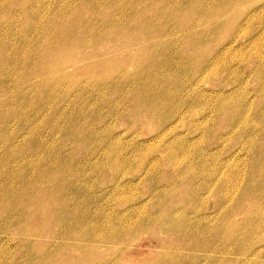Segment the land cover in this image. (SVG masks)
Here are the masks:
<instances>
[{
  "label": "rangeland",
  "instance_id": "374dc122",
  "mask_svg": "<svg viewBox=\"0 0 264 264\" xmlns=\"http://www.w3.org/2000/svg\"><path fill=\"white\" fill-rule=\"evenodd\" d=\"M0 264H264V0H0Z\"/></svg>",
  "mask_w": 264,
  "mask_h": 264
},
{
  "label": "bare ground",
  "instance_id": "6f19581e",
  "mask_svg": "<svg viewBox=\"0 0 264 264\" xmlns=\"http://www.w3.org/2000/svg\"><path fill=\"white\" fill-rule=\"evenodd\" d=\"M79 12H80V11H79ZM122 19H123V18H122ZM190 19H191V18H190ZM83 21H84V20H83ZM89 23H90V22H89ZM186 23H187V22H186ZM186 23H185V24H186ZM81 24H83V23H81V22H80V23H77V22H76V23L74 24V26H72L71 29H68L67 31L65 30L64 32L61 31V32H60V33H61V36L58 35V38L60 39V43H59L58 45H56V46L53 47V51L57 52V54H58V51H61V50L63 51V49H64V50H67V49H68V50L70 51L71 44H73V43L71 42V44H70V43L65 42V38H66V39H69V38H70L69 35H70L71 33H73L74 31H79V32H80V31L82 30V28H83V26H82ZM84 25H85V24H84ZM122 26H123V24H122ZM102 27H103V26H102ZM112 28H113V27H112ZM123 28H124V27H123ZM84 29H85V28H84ZM120 29H121V28H120ZM122 30H123V29H122ZM65 32H66V33H65ZM55 34H56V33H55ZM78 35H79V34H78ZM78 35H77V36H78ZM75 36H76V35H75ZM82 37H83V35H82ZM55 38H56V37H55ZM76 38H78V37H76ZM98 40H99V39H98ZM69 41H70V40H69ZM75 41H76V40H75ZM75 41H74V42H75ZM103 41H104V40H103ZM75 43H77V41H76ZM80 43H81V42H80ZM77 45H78V43H77ZM77 45H76V46H77ZM74 46H75V45H73V48H74ZM74 49H75V48H74ZM48 51H49V50H48ZM69 51H68V53H69ZM65 53H66V52H65ZM47 54H48V53H45V55L43 54L44 57H46ZM52 54H53V53H52ZM52 54H51V55H52ZM54 54H55V53H54ZM66 55H67V54H66ZM48 57H50V56H48ZM48 57H46V58H48ZM41 59H42V58H41ZM48 59H49V58H48ZM48 62H49V61H48ZM48 62H47V64H49ZM63 62H64V61H63ZM63 62H61V63H63ZM57 63H58V61H57ZM65 63H66V62H65ZM54 65H55V64H54ZM58 65H59V64H58ZM58 65H57V66H58ZM50 66H51V65H50ZM50 66H47V67H50ZM139 66H140V64H139L137 67L139 68ZM44 67H46V66L44 65ZM61 67H62V66H61ZM140 67H141V66H140ZM153 68H154V67H153ZM50 69H51V68H50ZM54 69H55V68H54ZM58 69H59V68H58ZM151 69H152V68H151ZM51 70H52V69H51ZM55 71H56V70H55ZM52 72H53V71H52ZM107 77H108V76H107Z\"/></svg>",
  "mask_w": 264,
  "mask_h": 264
}]
</instances>
